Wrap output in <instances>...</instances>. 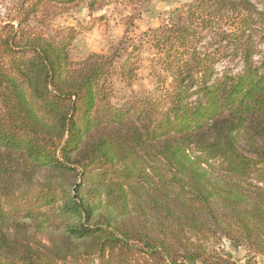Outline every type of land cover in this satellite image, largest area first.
Listing matches in <instances>:
<instances>
[{
	"label": "trees",
	"instance_id": "1",
	"mask_svg": "<svg viewBox=\"0 0 264 264\" xmlns=\"http://www.w3.org/2000/svg\"><path fill=\"white\" fill-rule=\"evenodd\" d=\"M121 1L143 0H18L0 17V264H237L224 239L264 256V51L227 37L242 68L220 74L194 29L231 12L264 38V10L192 0L73 61L76 28L51 20Z\"/></svg>",
	"mask_w": 264,
	"mask_h": 264
},
{
	"label": "rangeland",
	"instance_id": "2",
	"mask_svg": "<svg viewBox=\"0 0 264 264\" xmlns=\"http://www.w3.org/2000/svg\"><path fill=\"white\" fill-rule=\"evenodd\" d=\"M18 0H0V17H4ZM192 0H143L140 2L121 1L112 3L104 8L90 12L85 5L73 8L67 13L56 16L51 20L54 27L74 26L76 37L71 45V58L80 61L93 52H107L113 44L121 40L127 33L139 35L148 28L159 26L167 20L169 13L175 8L185 6ZM258 10H264V0H253ZM33 21L32 24H35ZM209 25L198 20L194 24L199 46L202 49H216L222 51V59L216 69L220 74L226 70L238 72L242 68L240 55L229 47L228 39L240 36L251 39L252 44L260 51H264L262 26L253 29L242 27L236 13H226L223 16L212 18ZM241 36V37H242ZM240 37V38H241ZM154 51L144 46L142 65L140 69V84L149 89L154 88V81L150 76V60ZM257 59V57H255ZM221 247L237 262V264H264V256L250 252L243 246H236L224 239Z\"/></svg>",
	"mask_w": 264,
	"mask_h": 264
}]
</instances>
